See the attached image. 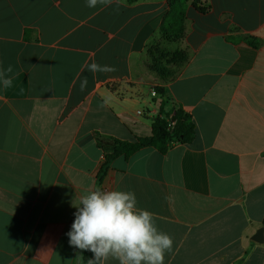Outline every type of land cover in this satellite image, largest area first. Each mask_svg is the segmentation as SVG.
<instances>
[{"label": "crops", "instance_id": "0c3cea01", "mask_svg": "<svg viewBox=\"0 0 264 264\" xmlns=\"http://www.w3.org/2000/svg\"><path fill=\"white\" fill-rule=\"evenodd\" d=\"M208 2L205 14L189 8L180 47L191 58L165 82L146 50L168 0H0V65L13 67V86H0V264H78L73 204L103 187L154 213L173 239L164 264H264L251 239L264 227V0ZM93 61L116 71L93 74ZM153 84L191 115L194 142L118 157L100 184L96 134L152 136Z\"/></svg>", "mask_w": 264, "mask_h": 264}, {"label": "clouds", "instance_id": "9594fccd", "mask_svg": "<svg viewBox=\"0 0 264 264\" xmlns=\"http://www.w3.org/2000/svg\"><path fill=\"white\" fill-rule=\"evenodd\" d=\"M86 6H109L119 0H85ZM87 70L96 73L114 72L116 68L92 62ZM13 67L0 65V86H13ZM87 87V78L80 81V90ZM75 219L66 234L70 246L90 251L87 264H164L165 254L173 249L172 237L160 231L154 213L137 207L132 191L96 189L79 197Z\"/></svg>", "mask_w": 264, "mask_h": 264}, {"label": "trees", "instance_id": "16d2710c", "mask_svg": "<svg viewBox=\"0 0 264 264\" xmlns=\"http://www.w3.org/2000/svg\"><path fill=\"white\" fill-rule=\"evenodd\" d=\"M139 0H128L135 3ZM169 10L163 17L162 24L146 50L147 69L162 81L175 79L191 58L189 48H181L186 39V20L190 7L205 14L209 12L208 0H168ZM242 40L253 47L261 45V40L254 36H245ZM172 44H178L172 48ZM161 97L160 114L152 124L153 134L150 137L135 138L134 141H121L112 137L96 134L98 145L103 151V160L98 170V181L101 184L110 164L118 157L130 158L136 152L153 147L166 153L176 145L192 144L196 138V125L191 115L182 106L172 104L165 87L156 88ZM169 107L167 112L164 109ZM173 123V124H172ZM264 226V220H263ZM93 257L90 251H82L78 264H86Z\"/></svg>", "mask_w": 264, "mask_h": 264}, {"label": "water", "instance_id": "95a60500", "mask_svg": "<svg viewBox=\"0 0 264 264\" xmlns=\"http://www.w3.org/2000/svg\"><path fill=\"white\" fill-rule=\"evenodd\" d=\"M251 239L258 243L264 242V227L259 228Z\"/></svg>", "mask_w": 264, "mask_h": 264}, {"label": "built area", "instance_id": "2783aa9c", "mask_svg": "<svg viewBox=\"0 0 264 264\" xmlns=\"http://www.w3.org/2000/svg\"><path fill=\"white\" fill-rule=\"evenodd\" d=\"M150 92H151V95H152V97L153 98H157L159 95H158V93H157V91H156V89L155 88H150ZM138 114L139 115H143V112L142 111H138ZM173 124V123H172ZM102 190H105V191H108V189L106 188V187H103V188H101Z\"/></svg>", "mask_w": 264, "mask_h": 264}, {"label": "rangeland", "instance_id": "374dc122", "mask_svg": "<svg viewBox=\"0 0 264 264\" xmlns=\"http://www.w3.org/2000/svg\"><path fill=\"white\" fill-rule=\"evenodd\" d=\"M171 46H172V48H177L179 45H178V44H172ZM148 71H149V70H148ZM149 72H150V71H149ZM150 73H151V72H150ZM153 75H154V74H153ZM154 76H155V75H154ZM156 78H157V77H156ZM157 79H159V78H157ZM159 80H160V79H159ZM152 87L156 89L158 86L155 85V84H153V85L151 86V88H152Z\"/></svg>", "mask_w": 264, "mask_h": 264}]
</instances>
